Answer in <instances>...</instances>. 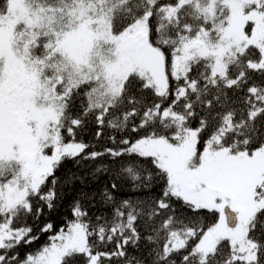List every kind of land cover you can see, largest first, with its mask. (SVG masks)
<instances>
[{
    "label": "snow or ice",
    "instance_id": "snow-or-ice-1",
    "mask_svg": "<svg viewBox=\"0 0 264 264\" xmlns=\"http://www.w3.org/2000/svg\"><path fill=\"white\" fill-rule=\"evenodd\" d=\"M0 264H264V0H0Z\"/></svg>",
    "mask_w": 264,
    "mask_h": 264
},
{
    "label": "trees",
    "instance_id": "trees-1",
    "mask_svg": "<svg viewBox=\"0 0 264 264\" xmlns=\"http://www.w3.org/2000/svg\"><path fill=\"white\" fill-rule=\"evenodd\" d=\"M95 128L90 126L88 130L82 135V137H78V139H83L85 142L92 143L96 146V149L99 150L105 144L108 143L107 137L109 132H105L104 136L99 140L94 139ZM101 162L107 164L108 161H96V162H83L82 164H74L72 162H68L65 168L60 173L61 176L74 174L79 177L73 184H68L65 186L62 198L58 201V206L53 211H45V214L40 217L38 222L33 221L32 219L28 220V224L33 226L34 231L39 235V240L33 243L31 246H23L19 249V253L21 256L26 255L30 251H35L38 247L45 244L49 238L48 233L40 234L38 229L44 223L51 222L54 227L59 228L63 226V222L70 216V205L71 202L79 197L81 192H99L105 185L109 184L111 180L112 173H98L95 176L92 175L93 170L97 167ZM122 198H140L141 196L147 195L146 191H134L127 184H123L121 186V190L119 193ZM97 202L93 204L90 209V215H97L101 212H104V207L101 206ZM130 251H133L130 249ZM142 251V249H141ZM139 254V253H137Z\"/></svg>",
    "mask_w": 264,
    "mask_h": 264
}]
</instances>
